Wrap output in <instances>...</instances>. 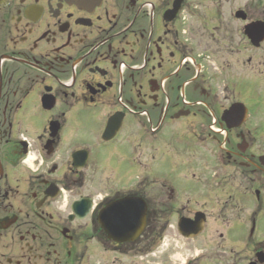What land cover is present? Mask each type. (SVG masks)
<instances>
[{
    "label": "flooded vegetation",
    "instance_id": "af4514ba",
    "mask_svg": "<svg viewBox=\"0 0 264 264\" xmlns=\"http://www.w3.org/2000/svg\"><path fill=\"white\" fill-rule=\"evenodd\" d=\"M263 14V0H0V264H264V141L223 119L263 67ZM167 158L193 182L180 199ZM125 197L145 200L147 226L118 244L99 216ZM207 204L238 227L213 234ZM155 209L200 233L177 226L182 252L154 250Z\"/></svg>",
    "mask_w": 264,
    "mask_h": 264
},
{
    "label": "rangeland",
    "instance_id": "374dc122",
    "mask_svg": "<svg viewBox=\"0 0 264 264\" xmlns=\"http://www.w3.org/2000/svg\"><path fill=\"white\" fill-rule=\"evenodd\" d=\"M205 5L209 6V2L205 3ZM263 7H264V0H263ZM264 17V14H263ZM256 52L254 50H251L250 54L253 56ZM261 54H263V67H257L255 63L250 65V81H249V89L246 91H242V87H238L235 90V93H238V98L242 100L244 105L247 107L249 111V124L248 128L250 129L251 133L256 135L258 139H261L264 141V44H263V50H260ZM127 159V164L125 167V170H129L128 174L129 176L132 175L133 180L136 181V179L139 181L140 179L143 180L145 176V172L143 171V168L141 165H145L147 161V156L142 155L141 153H138L136 161L131 162V165L129 164V157ZM173 158H167L164 166L159 169V172L162 173L161 175L164 176V180H166V184L168 187H171L175 189L177 199L182 198L183 196H180L179 192L177 191V188L180 187H193V182H187L185 179L186 169L184 168V162L178 159ZM124 171V165L122 167V172ZM121 172V173H122ZM160 176L155 175L154 181L156 182H162ZM95 187L89 188V191L83 192L84 194H93L97 192L94 189H97L101 191L98 187V181L96 180ZM121 185L122 182H121ZM143 191L144 192V187ZM155 190H158L160 186H154ZM146 189V188H145ZM158 191H155V194ZM185 198H190L191 205L187 207L188 210L195 211L199 208V205H196L194 203L195 196L190 191L187 192ZM203 202L201 203V205ZM207 213L212 214V227H213V234H220L225 233L229 226H234L235 229L238 227L236 224L237 221L233 218L227 217L225 223H228L226 225L223 223V221L219 220L217 218V214H219V210L217 207H213L211 204H207L206 206ZM157 208V207H155ZM163 208V207H161ZM160 207L158 209H161ZM204 208V207H203ZM157 210V219L154 220V226L149 230L147 234H163L162 238L159 242H157V245L153 247L154 250L160 249L163 243V239H166V242L162 248H170L169 253H172L174 250L175 252H182V248L184 247V243L180 240L179 233L177 230L178 226V219L177 217H171L169 221L168 219H165L164 216ZM176 209V208H175ZM215 213V214H214ZM239 218L242 220V216H239ZM154 219V217H153ZM234 221V222H233ZM263 234H264V219H263ZM264 236V235H263ZM191 245H193L191 243ZM161 248V249H162ZM168 253V254H169ZM168 254L165 256L161 255L162 257L160 259H157V262L163 263L167 262ZM182 261H177V263H180Z\"/></svg>",
    "mask_w": 264,
    "mask_h": 264
},
{
    "label": "water",
    "instance_id": "95a60500",
    "mask_svg": "<svg viewBox=\"0 0 264 264\" xmlns=\"http://www.w3.org/2000/svg\"><path fill=\"white\" fill-rule=\"evenodd\" d=\"M178 4H175V10ZM255 28V29H254ZM251 41L255 46H259L260 42H264V23H258L250 27ZM254 29V30H253ZM259 33V37L257 36ZM223 119L228 123L230 129L238 128L248 119V110L242 104L234 105L230 110L223 114ZM85 201L75 203L74 209L80 205H84ZM87 213V211H86ZM86 214L82 216L85 217ZM148 207L145 200L141 197H125L109 204L99 216V225L107 234L108 239L115 243H133L146 229L147 226ZM203 222V221H201ZM196 225H200V219L195 221L181 220L179 223V232L187 239L194 238L199 234Z\"/></svg>",
    "mask_w": 264,
    "mask_h": 264
},
{
    "label": "trees",
    "instance_id": "16d2710c",
    "mask_svg": "<svg viewBox=\"0 0 264 264\" xmlns=\"http://www.w3.org/2000/svg\"><path fill=\"white\" fill-rule=\"evenodd\" d=\"M154 226V221L153 217L150 218L149 224H148V229L145 234V238L149 241H151V247H155L157 245V242H159L162 238L163 234H147L149 230Z\"/></svg>",
    "mask_w": 264,
    "mask_h": 264
}]
</instances>
